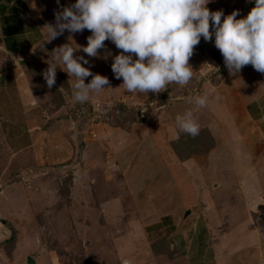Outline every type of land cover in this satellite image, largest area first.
Returning <instances> with one entry per match:
<instances>
[{
  "label": "rangeland",
  "instance_id": "rangeland-1",
  "mask_svg": "<svg viewBox=\"0 0 264 264\" xmlns=\"http://www.w3.org/2000/svg\"><path fill=\"white\" fill-rule=\"evenodd\" d=\"M251 6H255L254 0L251 3L249 0H212L207 5L210 11L222 10L228 15L239 10L242 16ZM79 33L85 40L76 39L75 43L87 46L86 39L91 32L85 29ZM65 39H60L62 45L69 43ZM104 43L105 48L98 50L99 58L88 57L82 50L75 53L88 59L89 64L83 66L91 68L93 75L106 76L109 85L105 87L110 86L92 93L83 104L74 101L75 77L62 71L59 68H63L62 64L58 65L55 85L51 89L47 87L43 73L50 61L37 57L42 65L47 63L42 73L37 72L49 94L45 105L50 115L47 127L56 121L62 123L48 132L55 136L54 147L68 140L65 151L73 155L57 162L52 153L45 158L47 152L38 150L35 154L38 160L26 170H20L18 162L12 166L18 187L12 192V218L0 217V264H27L29 257L36 264H121L123 259L130 260L131 264H190L184 262L185 255L188 260L194 258L196 248L191 247L196 246L197 236L201 238L195 229L198 217L186 218L185 222V214L179 211L181 224L170 232L165 223L171 220L177 223L178 218L162 215L163 205H159L166 193L176 189L170 185V172L174 168L167 173L162 165L167 158L164 149L168 148L166 132L170 122L163 118L167 116L163 112L168 111V103L173 98L183 104L202 95V85L223 86V67L218 55L213 54L214 37L210 41L201 38L194 48L189 60L194 75L189 83L197 85L187 98L184 91H188L189 83L169 85L160 93L128 92L122 78H115L111 69L113 57L120 50L110 41ZM217 113L224 118L221 111ZM234 131L229 133L233 138L238 136ZM152 149H157V153ZM171 149L179 153L178 147ZM239 176L250 181V184L243 182L251 198L262 189L260 183L252 181L251 174H243L242 168ZM9 197L8 192L0 199L1 208L11 204ZM224 201L222 198L219 204ZM193 203L194 200L188 202ZM226 203L223 205L227 206ZM190 209L198 211L199 208L191 206ZM194 233L193 240H184V236L190 238ZM215 242L220 253L229 245L218 234ZM195 259L192 264H200V258Z\"/></svg>",
  "mask_w": 264,
  "mask_h": 264
},
{
  "label": "crops",
  "instance_id": "crops-1",
  "mask_svg": "<svg viewBox=\"0 0 264 264\" xmlns=\"http://www.w3.org/2000/svg\"><path fill=\"white\" fill-rule=\"evenodd\" d=\"M72 3L75 0H60L59 5L57 0H0V143L3 144L0 145V199L8 192L11 194L8 199L11 204L0 206L2 218H12V192L18 187V178L12 173L16 162L20 170H26L38 160L35 154L39 151L47 152L45 158L52 153L57 162L73 155L65 151L68 140L63 138L64 144L54 147L56 142L52 138L55 136L48 132L62 123L56 121L53 125L56 127H47L50 115L45 105L49 94L39 74L47 63L42 65L37 58L40 55L51 62L52 51L62 46L60 39L85 40L79 32L73 34L66 30L50 43L45 42L44 26L54 25L55 13ZM241 13L237 18L247 15ZM213 48V54L218 55L223 67L225 80H220L223 86H201L202 95L208 93L210 97L204 108L190 102L176 103L173 98L168 103V111L163 112L167 115L163 118L170 122L166 132L168 150L164 149L167 158L162 165L167 173L174 168L170 172V185L176 189L166 193L159 205H163L162 215L178 219L177 223L171 220L162 225L174 231L181 224L179 211L183 214L191 211L189 219L198 217L195 229L201 238L197 236L196 246L191 247L196 248L194 258L188 260L185 255L184 262L192 264L199 257L200 264H264V229H261L264 227L260 226L264 224V74L248 65L237 75H230L222 54L214 45ZM189 84L188 91H184L185 98L193 94L197 85ZM187 111H192L200 124V132L195 137L180 132L176 125L177 115ZM217 111H221L224 118ZM231 131L238 136L233 138ZM172 146L178 147L179 153L173 151ZM152 150L157 153V149ZM240 168L262 187L253 198L243 182L250 184V181L239 176ZM221 197L227 206L224 202L219 204ZM193 200V205L188 204ZM191 206L198 207V211L190 209ZM216 234L229 244L223 247L222 253L215 242ZM195 235L184 236V240L191 241ZM179 242L182 244L181 240Z\"/></svg>",
  "mask_w": 264,
  "mask_h": 264
},
{
  "label": "clouds",
  "instance_id": "clouds-1",
  "mask_svg": "<svg viewBox=\"0 0 264 264\" xmlns=\"http://www.w3.org/2000/svg\"><path fill=\"white\" fill-rule=\"evenodd\" d=\"M212 0H75L55 13V24H47L45 42H51L67 30L70 33L91 32L87 46H80L69 37V43L55 48L52 62L43 73L47 87L56 83V71L75 77L73 99L85 103L92 93L109 85L106 76L91 72L89 60L75 53L82 50L88 57L99 58L98 50L105 41L120 50L111 64L115 78L123 80L130 93H160L169 85H187L194 71L189 60L201 38L210 41L222 54L230 75H237L251 65L264 74V0H254V7L245 17L239 10L225 15L222 10L210 11ZM253 2V0H249ZM60 0H57L59 5ZM223 17V20H222ZM211 22V23H210ZM210 28L212 29L210 31ZM75 43L76 47L72 44ZM106 58V57H105ZM91 76L90 82L85 79ZM209 94L197 95L190 103L204 108ZM180 132L195 137L200 124L192 111L177 115ZM121 264H131L123 259Z\"/></svg>",
  "mask_w": 264,
  "mask_h": 264
},
{
  "label": "water",
  "instance_id": "water-1",
  "mask_svg": "<svg viewBox=\"0 0 264 264\" xmlns=\"http://www.w3.org/2000/svg\"><path fill=\"white\" fill-rule=\"evenodd\" d=\"M191 214H192L191 211H187L184 218H183V221H185V219L188 218ZM27 264H36V261L29 257L27 260Z\"/></svg>",
  "mask_w": 264,
  "mask_h": 264
},
{
  "label": "trees",
  "instance_id": "trees-1",
  "mask_svg": "<svg viewBox=\"0 0 264 264\" xmlns=\"http://www.w3.org/2000/svg\"><path fill=\"white\" fill-rule=\"evenodd\" d=\"M156 250V249H155Z\"/></svg>",
  "mask_w": 264,
  "mask_h": 264
}]
</instances>
